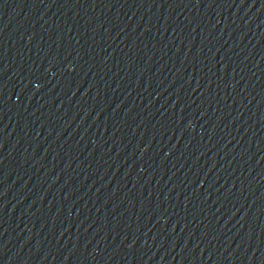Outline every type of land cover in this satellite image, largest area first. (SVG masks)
<instances>
[{
    "label": "water",
    "instance_id": "obj_1",
    "mask_svg": "<svg viewBox=\"0 0 264 264\" xmlns=\"http://www.w3.org/2000/svg\"><path fill=\"white\" fill-rule=\"evenodd\" d=\"M0 264H264V0H0Z\"/></svg>",
    "mask_w": 264,
    "mask_h": 264
}]
</instances>
